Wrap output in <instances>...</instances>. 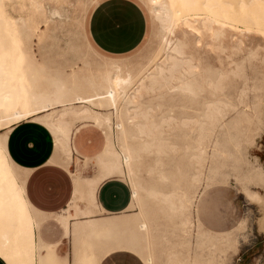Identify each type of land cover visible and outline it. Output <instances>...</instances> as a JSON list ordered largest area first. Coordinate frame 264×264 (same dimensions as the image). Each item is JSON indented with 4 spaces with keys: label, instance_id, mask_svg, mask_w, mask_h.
<instances>
[{
    "label": "rangeland",
    "instance_id": "1",
    "mask_svg": "<svg viewBox=\"0 0 264 264\" xmlns=\"http://www.w3.org/2000/svg\"><path fill=\"white\" fill-rule=\"evenodd\" d=\"M39 1L38 16L28 0L5 2L15 73L30 115L50 108L37 102L47 93L61 91L75 105L81 104L76 97H84L82 104L91 102V110L110 122L74 119L65 127L72 132L93 121L106 136L102 145L110 143L117 154L122 143L132 149L126 159L137 178L126 215L87 219L84 234L75 233L80 223H73L67 236L50 221L41 227L43 238L55 234L48 241L58 239L57 248L69 250L72 258L77 251L79 264H97L115 248L135 251L146 264H202L208 257L219 264H264V33L239 29L224 38L210 26L199 48L177 45L179 53L168 50L176 42L148 0H136L145 15L144 36L130 52L110 57L85 42L88 13L97 0ZM256 2L245 8L255 5L260 14L264 1ZM168 52L174 56L166 57ZM108 157L104 151L84 162L72 157L69 170L82 163L80 173L88 176L104 168L101 160ZM112 178L132 190L125 175ZM199 191L198 214L193 201ZM138 212L132 226L115 230L101 224ZM229 229L223 235L208 232ZM106 243L94 255L93 245L101 250Z\"/></svg>",
    "mask_w": 264,
    "mask_h": 264
},
{
    "label": "bare ground",
    "instance_id": "2",
    "mask_svg": "<svg viewBox=\"0 0 264 264\" xmlns=\"http://www.w3.org/2000/svg\"><path fill=\"white\" fill-rule=\"evenodd\" d=\"M256 1L257 0H255V2ZM259 1L261 2V0ZM5 2L6 0H0V255L3 256L9 264H34L35 260L38 264H65L63 262V258L56 254H54L50 262H47L46 256L48 248L52 249L53 246L48 245L39 238L36 239L35 237V230L46 218V215H43L35 209L26 197L25 181L29 169L18 165L9 156L6 146L7 133L18 121L40 120L49 128L53 135L54 149L49 162L69 165L73 148L71 146V131L65 127L66 123L74 119L87 118H92L95 122H110V118L107 115H102V113L98 111H92L90 107L92 105L91 102L88 104H82L84 103V97H76V100H79L81 104L75 105L68 102L71 100L66 99L65 96L61 94V91L58 90L52 94L47 93L46 96L37 100L42 107L50 106L45 113L42 115H30L27 107V97L24 94L25 87L20 85L21 83L17 80L15 73V61L12 58V43L7 24L8 16L5 13ZM148 2L151 5V11H153L154 15L159 19L160 25L172 34L171 36L176 42V46H171L168 50L171 49L179 53L182 51L180 47H187L188 49H193V47L199 48L200 45L198 43L201 41L200 38L203 36V32L211 29L210 26L219 30L218 35L224 38H227L230 32H235L239 29L245 30L249 34L254 33L260 36L264 33V9L262 10V13L257 14L258 11L256 13L254 10L257 2L254 3L255 5L252 6V8L249 6L250 9H253L254 11L249 10V7L245 8L250 4V0H169L168 2L161 0H148ZM260 2L258 3L261 6L260 8H262V4ZM28 3L36 16L42 13L43 6L39 0H28ZM258 9L259 7L256 10ZM19 20L22 21L21 19ZM200 43L203 44V42ZM177 45H180V47ZM168 55L171 57L173 53L168 52L166 57ZM172 59L176 58L173 57L171 60ZM157 70L160 71L159 68ZM159 73H162V71ZM58 107H60L59 113L56 111ZM128 110H132V108ZM83 123L85 124V122ZM130 149L131 148H127V146L122 143V153L117 154V151L114 152L110 148V143H108L106 144L104 152H108L109 157L107 160H101L106 167L104 166V168L100 169V171L91 179L80 177L81 174L79 175L78 170L71 173L74 182L73 204H70L66 210L55 215V217L64 225L66 236L70 230L69 218L71 215V207L76 208L79 202H84L88 206L92 207L94 212L101 211L97 209L95 204L94 192L99 183L109 176L115 174L120 176L125 175L129 179V182L132 185L133 195L128 208L132 206L136 198L134 184L137 178L135 173L130 168L128 160L126 159L127 156H130V153L128 152ZM99 156L95 158H99ZM200 193L201 191L194 196L195 199L194 201L192 200L194 205L196 204V200ZM138 216L139 212L129 213L126 218L112 216V219L104 222L102 220L103 223L101 224L104 227L114 228L116 230V228L119 229L132 226V222L136 220ZM87 218L85 220L82 219L77 221L80 225L78 227H74L75 233H83L86 231L87 226L84 222L87 221ZM93 229L95 228L93 227ZM229 232L230 231L224 233H209L223 235L228 234ZM113 241H111V244ZM115 243L116 242H114V244ZM119 244H117V246ZM231 245L234 244L232 243ZM219 263L220 260H212L210 257L202 260V264Z\"/></svg>",
    "mask_w": 264,
    "mask_h": 264
},
{
    "label": "crops",
    "instance_id": "3",
    "mask_svg": "<svg viewBox=\"0 0 264 264\" xmlns=\"http://www.w3.org/2000/svg\"><path fill=\"white\" fill-rule=\"evenodd\" d=\"M145 28V15L136 0H97V2L94 1L88 13V35H85V42L89 47L92 48L94 46L106 56L113 57L111 55L124 54L133 50L142 40ZM87 123L92 124L89 121ZM92 125L80 124L77 125L79 127L76 128L77 130L75 129L71 132L73 148L71 156L78 158L79 161L82 160V162L85 159L91 160L99 156L106 147L105 143L102 145L104 137L106 142L103 130L100 127L98 129V126L96 128ZM6 146L7 152L13 161L23 168L29 169L25 181L26 197L35 209L46 215V218L35 230L36 239L39 238L46 244L53 246L52 249L48 248L47 255L49 258L52 259L54 254H56L63 258L65 264H79L81 258L78 257L77 251L73 252L72 258L69 250L64 251L61 246L57 248L59 246L58 239L53 242L48 241L55 237L53 233L50 235L46 233L45 237L48 239L46 241L43 238L44 234L41 227L43 224L52 221L60 227L61 234L65 236V227L55 215L66 210L70 204H73L74 182L71 173L76 170L80 173L79 169L82 163H79L78 168L69 170L70 165L49 162L54 149L52 132L46 125H41V123L34 120H22L15 123L7 133ZM76 154L78 156H75ZM98 172L99 170L97 169L95 171L92 170L87 174L88 176L80 177L91 179ZM112 177L121 180L118 174L109 176L99 183L94 192L95 204L97 209L101 210L100 212H94L92 207L83 202H79L76 208H70V213L76 216L69 218L70 230L68 234H73V223L78 220H85L87 217V219H93V217L96 218L103 215L125 213L124 211L127 210L131 203L133 191L126 183L114 181ZM199 197L200 194L195 204L197 213L199 212ZM136 211L133 209L132 212ZM103 212L105 214H102ZM231 230L233 229L209 232L221 233ZM108 245V243L103 244L101 250L99 246L93 245L92 252L94 255H98ZM47 258L46 261L50 262L51 259ZM0 264H7V262L0 257ZM34 264H38L36 260ZM97 264L146 263L135 251L128 248H116L106 252L98 260Z\"/></svg>",
    "mask_w": 264,
    "mask_h": 264
}]
</instances>
